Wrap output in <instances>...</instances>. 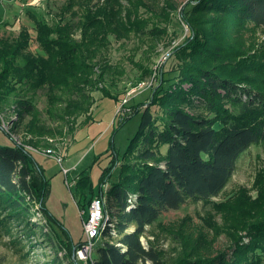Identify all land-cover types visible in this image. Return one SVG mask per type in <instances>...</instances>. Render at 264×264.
<instances>
[{
	"label": "rangeland",
	"instance_id": "374dc122",
	"mask_svg": "<svg viewBox=\"0 0 264 264\" xmlns=\"http://www.w3.org/2000/svg\"><path fill=\"white\" fill-rule=\"evenodd\" d=\"M107 2L0 0V41L14 42L27 32V51L38 57L42 52L36 39L35 21L53 31L49 38L60 40L61 31L68 29L66 35L80 41L79 20L108 17ZM195 3L196 0H173L172 11H160L162 7L147 1L144 8L136 10L134 25L138 23L140 27L128 33L119 27L124 22V9L113 6L111 17H119V21L111 20V34H107L106 27L101 30L106 45L97 56L94 69V77L101 78L96 88L108 97L104 98L96 89L89 91L93 103L88 120L87 114L62 112L61 102H56L64 97L61 88L45 85L36 91L20 93L19 83L14 91L10 90L8 76L0 79V85L1 81L3 84L0 94L6 90L11 93L0 100V145L14 143L34 156L49 181L45 209L58 221L49 226L41 216L34 215L32 221L39 227L35 239H28L23 228L12 236L1 235L0 264H46L57 252L62 264H69L68 259L72 264H93L94 251L101 245L102 236L93 242V251L86 260L78 258L85 242L82 212H86L93 199H99L105 213L110 214L112 202L107 191L117 181L121 159L138 130L143 110L158 112L157 93H164L168 87L176 90L179 85L182 91H190L191 84L180 82L187 62L237 78L241 87L256 90L264 98V31L223 13L187 16ZM120 4L127 6L124 1ZM152 28L159 35H139L140 30L147 32ZM3 72L0 65V77ZM28 97L36 112L22 118V111L14 102ZM67 99L65 96L64 103ZM125 99L127 103L123 104ZM222 106L232 109L225 101ZM186 110L203 113L200 108ZM48 150L61 157L62 162L46 154ZM161 151L164 153L166 148ZM108 167L111 171L107 182L101 184L100 175ZM86 181L82 195L78 188ZM260 224L263 227H258ZM262 228L264 143L252 146L241 156L232 178L211 206L188 203L177 211L163 213L141 237V243L144 247L152 245L168 262L225 256L229 261L238 260L239 264H264V250L249 246L264 245V234L259 230ZM41 232L47 236L42 238ZM17 236L21 237V244L14 246L11 243ZM47 239L52 242H46ZM65 255H70L67 260Z\"/></svg>",
	"mask_w": 264,
	"mask_h": 264
},
{
	"label": "trees",
	"instance_id": "16d2710c",
	"mask_svg": "<svg viewBox=\"0 0 264 264\" xmlns=\"http://www.w3.org/2000/svg\"><path fill=\"white\" fill-rule=\"evenodd\" d=\"M122 1L126 7H122ZM147 1L162 7L160 11L173 9V0H108V17L79 20L80 41L71 40L66 35L68 29L61 31L60 40L49 38L53 31L35 21L34 30L42 55L35 57L27 51V32L11 43L1 40L0 65L4 72L0 79L9 78L10 90L14 91L19 83L20 93L36 91L45 85L61 88L68 98L66 103L64 97L56 100L61 102L62 112L87 114L88 120L93 103L89 91L96 89L104 98L108 97L102 89L96 88L100 76L94 77L96 58L106 45L101 30L106 27L107 34H111V20L119 21V17H111L116 5L125 13L121 14L124 22L119 27L124 33L136 32L137 26L140 27L138 23L134 25L136 10L144 8ZM204 13L232 15L264 31V0H196L187 16ZM139 35L155 37L159 34L152 28L147 32L140 30ZM185 68L180 82L191 84L190 91H182L179 85L176 90L168 87L164 93H157L160 94L156 97L158 112L143 110L138 130L121 159L122 169L117 181L110 184L107 191L112 210L101 229L102 243L94 251L93 264H239L238 260L229 261L225 256L168 262L152 245L144 247L141 243V237L156 225L163 213L177 211L188 203L211 206L232 178L241 156L252 146L264 143V98L260 92L241 87L237 78L232 79L215 69L193 62H187ZM0 87L3 89L2 81ZM9 94L6 90L0 94V100ZM30 97L14 102L22 111V118L36 112ZM223 101L232 109L224 108ZM186 108H200L203 113H192ZM164 148L166 151L162 153ZM110 171L108 167L101 173V184L107 182ZM86 188L87 181L78 189L83 195ZM48 193L49 181L34 156L14 143L0 145V236L18 234V229L23 228L28 239H35L39 227L32 221L34 215L41 216L46 225L58 224L44 206ZM259 230L264 234L263 228ZM40 236L47 235L41 232ZM20 240L17 236L11 244L20 245ZM262 240L264 242V238ZM58 246L64 249L61 244ZM249 246L264 250V245L251 243ZM69 256L65 255V260ZM62 262L57 252L46 264ZM68 262L72 264L70 259Z\"/></svg>",
	"mask_w": 264,
	"mask_h": 264
},
{
	"label": "built area",
	"instance_id": "2783aa9c",
	"mask_svg": "<svg viewBox=\"0 0 264 264\" xmlns=\"http://www.w3.org/2000/svg\"><path fill=\"white\" fill-rule=\"evenodd\" d=\"M141 86L142 85H140L138 88H141ZM134 92L135 90L131 91V93H134ZM126 103H127V99L124 100L123 104H126ZM46 154H51V156H55V155H52L51 151L49 150L46 151ZM55 159L59 163L62 162L61 157L55 156ZM63 173L66 174L67 172L64 171ZM82 214L85 215L83 225H82L84 229V234H85V242L81 245L77 253V256L79 259L86 260L89 257V255L92 253L93 242L100 237L101 229L107 222L109 215L105 213L103 203L99 199H93L90 202L86 212H82Z\"/></svg>",
	"mask_w": 264,
	"mask_h": 264
}]
</instances>
